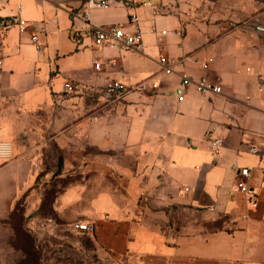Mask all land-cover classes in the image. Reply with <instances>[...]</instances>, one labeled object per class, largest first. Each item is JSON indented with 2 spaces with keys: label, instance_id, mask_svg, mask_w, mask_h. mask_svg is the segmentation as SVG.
Wrapping results in <instances>:
<instances>
[{
  "label": "crops",
  "instance_id": "0c3cea01",
  "mask_svg": "<svg viewBox=\"0 0 264 264\" xmlns=\"http://www.w3.org/2000/svg\"><path fill=\"white\" fill-rule=\"evenodd\" d=\"M84 2L0 0V17L27 22L2 42L0 142L13 157L0 161L1 227L23 199L47 225L93 224L127 264H264V0L90 10L95 27H137L139 50L95 46ZM184 75L221 92L184 89ZM113 82L128 92L109 94ZM243 167L255 205L236 186Z\"/></svg>",
  "mask_w": 264,
  "mask_h": 264
},
{
  "label": "rangeland",
  "instance_id": "374dc122",
  "mask_svg": "<svg viewBox=\"0 0 264 264\" xmlns=\"http://www.w3.org/2000/svg\"><path fill=\"white\" fill-rule=\"evenodd\" d=\"M234 25L242 22L235 20ZM4 226L0 225V264H127L70 225H47L39 211L29 214L23 199Z\"/></svg>",
  "mask_w": 264,
  "mask_h": 264
},
{
  "label": "built area",
  "instance_id": "2783aa9c",
  "mask_svg": "<svg viewBox=\"0 0 264 264\" xmlns=\"http://www.w3.org/2000/svg\"><path fill=\"white\" fill-rule=\"evenodd\" d=\"M3 3H8L9 0H2ZM109 0H85L84 6L85 10L82 14V20L90 27L92 36L94 38V44L97 47H117L125 50H139L142 44V34L141 31L136 27L133 31H126L121 26H111L109 28L105 27H95L91 24L90 10L99 5H107ZM18 8H21V5H18ZM11 26H18L20 30H24L27 27V22L21 19L20 14L13 16L10 20H6L3 17H0V61L3 58V48L2 42L4 38V32ZM33 42L37 43V36H33ZM40 49V45H38ZM161 62L164 65L169 66L170 61H166L164 58L161 59ZM95 67L99 69V64L95 63ZM167 71L169 69H166ZM196 85L198 90L201 93H220L221 89L218 83L211 82L207 78H202L199 81L183 76L181 80V87L187 88L191 85ZM67 89H72L70 83H66ZM109 94H115L116 96H122L124 93L128 92V89L119 82H113L108 85ZM147 85L145 83L139 84L136 89L140 91H146ZM152 88H157V84H153ZM206 141L208 142L210 148L215 154L221 152L223 146V140L219 137H213L211 133H207L205 136ZM253 151V149H251ZM13 157V144L8 141L0 142V161L9 160ZM251 176V169L248 167H243L238 169V181L237 189L249 199L251 205H255L257 202V192L256 190L249 185L248 180ZM71 228L74 231L79 233L91 236L95 232V226L90 223H73Z\"/></svg>",
  "mask_w": 264,
  "mask_h": 264
}]
</instances>
